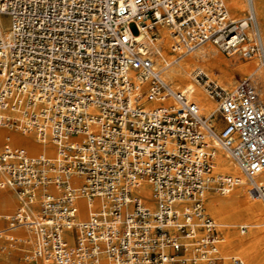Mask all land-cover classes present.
<instances>
[{
  "label": "built area",
  "instance_id": "obj_1",
  "mask_svg": "<svg viewBox=\"0 0 264 264\" xmlns=\"http://www.w3.org/2000/svg\"><path fill=\"white\" fill-rule=\"evenodd\" d=\"M245 1L235 18L223 0H0L9 19L7 33L0 30V130L54 149L47 157L0 145V188L20 201L3 220L6 230L31 232L27 261L244 264L219 252L220 226L203 196L241 183L213 173L217 144L243 172L246 195L264 202V183L255 180L264 169L259 86L247 76L226 88L192 72L215 101L216 131L214 117L163 80L153 50L165 26L172 52L208 42L227 57L263 64L258 20ZM167 98L174 104L160 103ZM152 101L159 104L147 107ZM143 183L152 186L153 207L139 193Z\"/></svg>",
  "mask_w": 264,
  "mask_h": 264
},
{
  "label": "bare ground",
  "instance_id": "obj_2",
  "mask_svg": "<svg viewBox=\"0 0 264 264\" xmlns=\"http://www.w3.org/2000/svg\"><path fill=\"white\" fill-rule=\"evenodd\" d=\"M223 1H227V12L229 7L232 13L237 14L241 12L246 2L244 0ZM252 5L256 18L260 20V34L264 47V0H252ZM3 16L8 19L6 15L0 13V30L7 33L9 19L8 24H6ZM156 39L153 61L155 66L159 67L161 77L169 85L171 84L170 87L175 93L183 94L194 102L198 107L199 114H204L203 116L205 117H214L217 109L214 99L205 94L203 87L192 76L194 70L200 71L209 79H213L217 71V83L222 87L233 86L234 74H245L249 70L257 71L255 74L262 82L259 93L264 97V63L262 64L258 59L253 58L258 62L254 61L251 64L239 62V57L237 56L230 61H225L219 55V49L208 42L186 52H172L170 49L169 29L165 26L157 27ZM254 79L256 80V78ZM182 86L184 87L181 88ZM160 103L164 105L174 104V100L167 98L161 100ZM158 104L159 101H152L147 104V107H154ZM216 119L212 118L211 123L214 124L215 130L218 131L219 125L215 122ZM2 143L12 148L25 147L31 155L43 154L47 157H52L54 154V149L51 145L40 144L33 135H23L12 130H0V145ZM215 145L213 173L217 172L220 175L239 178L241 181L239 185L234 186L225 194L216 195L215 192L208 190L203 196L207 212L220 224V235L217 244L219 252L221 251L223 255L236 256L244 264H264V259L259 253L260 246L264 243V238L260 236L261 231L264 229V206L255 198H250L246 195V182L243 172L221 146ZM255 180L264 183V169L255 176ZM81 182V178L75 177L72 179V183L75 185H79ZM139 193L143 202L149 207H153L152 186L143 183ZM17 198L7 187L0 188V225L3 217L8 216L16 206L17 208L20 206H18ZM97 204V199L89 201L91 207H95ZM76 205L79 218L85 219L87 215L86 200L78 196ZM30 212H35L34 207L30 208ZM237 225H245L248 230L237 231ZM20 228H24L26 231ZM220 228L223 230L222 235ZM6 229L0 228V235L5 234L3 236L5 240L9 238L16 239L15 242H7V244L12 247L18 246L20 248L19 251L24 250V253H26L31 244V232L26 227H18L13 230ZM22 243H25L24 249L21 246ZM13 251L12 249L11 253ZM24 257H26V254H24ZM9 260L11 263L12 259L10 257ZM24 260L27 261L26 258Z\"/></svg>",
  "mask_w": 264,
  "mask_h": 264
},
{
  "label": "rangeland",
  "instance_id": "obj_3",
  "mask_svg": "<svg viewBox=\"0 0 264 264\" xmlns=\"http://www.w3.org/2000/svg\"><path fill=\"white\" fill-rule=\"evenodd\" d=\"M245 1V0H244ZM225 5L227 6V1H225ZM244 8L241 10V12H239L238 14L237 13H232V11H230V9H229V7H228V14L231 16V17H235V18H241L242 16H244V13H245V10H246V2H245V5L243 6ZM4 17V22L6 23V24H8V19L5 17V16H3ZM258 20V19H257ZM259 21L260 20H258V24H259V29L261 28V26H260V23H259ZM128 28H129V31L133 34V35H135L136 34V32H137V30H136V27H135V25L133 24V23H131V24H129L128 25ZM219 52V51H218ZM219 55L221 56V58L223 59V60H225V61H230V60H232V59H234V57L235 56H230V57H227V56H225V55H223L222 53H220L219 52ZM239 62H243L244 64H251V62H254V61H256V59H249V60H243V59H240L239 58V60H238ZM256 62H258V61H256ZM255 73H257V71H252V70H249L248 72H246L245 74H234L233 75V85H234V83H235V81L237 80V79H239V78H244V77H247V76H252L253 78H256V82H257V85L259 86V90H260V87H261V81L257 78V75L255 74ZM218 74V72L216 71V74L214 75V77H213V79H209V80H213V81H216L217 82V79H216V75ZM193 76V75H192ZM199 84H200V86H202L203 87V90L205 91V87H204V82L206 81V79L205 78H202V79H199V78H194ZM170 86H171V84H170ZM184 86H182L181 88H183ZM174 88V87H173ZM226 88H230V86H226ZM174 89H176V88H174ZM261 90H262V88H261ZM261 92V91H260ZM205 94H207V96H208V93L205 91ZM263 97V96H262ZM264 98V97H263ZM204 115V114H203ZM214 118H217L216 119V121L215 122H217L218 123V125H219V129H220V127H221V121L219 120V116H218V112L217 113H215V115H214ZM214 173H216V174H218L217 172H214ZM8 190L11 192V193H13V195L15 196V197H17L16 196V194H15V192L12 190V189H10V188H8ZM216 195H219V194H217V193H215ZM256 199V198H255ZM17 200H18V206L20 205V201H19V199L17 198ZM257 201H259V202H261V204H263V206H264V203L261 201V200H259V199H256ZM205 206V205H204ZM16 208H17V206L8 214V215H11V214H13L14 212H15V210H16ZM205 209H206V207H205ZM206 212H207V209H206ZM208 213V212H207ZM209 214V213H208ZM210 215V214H209ZM211 216V215H210ZM211 218H213L212 216H211ZM214 219V218H213ZM216 222H217V220L216 219H214ZM219 224V223H218ZM220 225V224H219ZM0 228H7V224H6V222L3 220L2 221V223H1V225H0ZM20 229H23V230H25L24 228H20ZM247 229V228H246ZM245 229V230H246ZM236 230L238 231L239 230V227H238V225L236 226ZM248 230V229H247ZM26 231V230H25ZM220 231H221V235H222V229L220 228ZM246 233H247V231H246ZM245 233V234H246ZM243 235H244V233H243ZM3 236H5V234H3V235H0V264H31L29 261H25L24 260V254H26V253H24V250L23 251H19L20 250V248L18 247V246H15V247H12V246H10V245H8L7 244V242L5 241V239L3 238ZM260 236L261 237H263L264 238V229L261 231V234H260ZM28 237H29V235H28ZM27 237V238H28ZM21 246L23 247V249L25 248V243H22L21 244ZM10 247V248H9ZM30 247V246H29ZM12 249L14 250L12 253H11V251H12ZM220 253H221V251H220ZM259 253H260V255H261V257H263V259H264V243L260 246V250H259ZM222 254V253H221ZM223 255V254H222ZM225 256H230V255H225ZM233 256V255H232ZM9 257L12 259L11 260V263H10V260H9Z\"/></svg>",
  "mask_w": 264,
  "mask_h": 264
}]
</instances>
